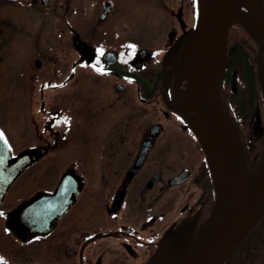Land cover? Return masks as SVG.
Segmentation results:
<instances>
[{
    "label": "flooded vegetation",
    "instance_id": "1",
    "mask_svg": "<svg viewBox=\"0 0 264 264\" xmlns=\"http://www.w3.org/2000/svg\"><path fill=\"white\" fill-rule=\"evenodd\" d=\"M193 1L152 0L153 10H164L172 16L178 34L171 36L166 47L149 50L148 61L140 64L137 53L147 50L132 51L129 46L135 44L133 37L142 30L143 19L136 7L124 12L121 0H0V60L9 57L6 67L18 71V82L12 85V90L21 96V102L12 105L23 112L25 145L22 150L13 148L9 137L12 138V133L2 124V118L0 132L12 156L26 149L41 152L17 176L0 201L3 264H157L166 259L194 224L191 240L204 212L200 204L204 191L201 185L204 157L196 161L191 171L192 158L202 156V152L187 121L174 107L169 69L176 64L189 35L186 20L191 15ZM257 2L264 19V0ZM239 14L252 22L245 12ZM40 15L47 18L41 21ZM35 24L38 28L45 24L56 29L58 44L69 49L59 59L51 55L44 57V62L39 59L44 67L36 73L38 81L30 86V39L35 32L31 27ZM13 30L17 33L16 39ZM237 30L245 39L241 45L249 50L245 56L234 48L235 54L231 52L230 60L259 63L255 66L257 78H263L262 46L251 31ZM10 31L12 34L7 33ZM36 33L33 54L39 55L40 37ZM24 44L28 47L26 52ZM100 49L104 52L102 56L98 55ZM20 57L22 61L18 62ZM150 61L174 63L167 71H144ZM98 68L103 72L97 71ZM160 72L166 76L161 99L156 102V98V103L150 104L157 88L148 89L142 84L143 79H139L144 76L156 79ZM224 78L225 64L222 83ZM3 79L5 84L9 82L8 78L0 77V81ZM110 80L113 81L112 99L108 86L103 85ZM13 81L14 78L10 85ZM128 84L135 86V98L140 106L156 110L155 120L147 126L135 118L137 113H131L130 117L134 118L127 119L126 112L121 111L127 105L123 92ZM182 84L183 89L179 88L177 95L179 103L186 87ZM228 85L230 90L234 86L233 94L245 92L243 70L238 65L228 76ZM151 90L153 95L149 97ZM159 104L162 112L158 110ZM116 106L121 112L113 114ZM259 117L262 127L264 115L259 113ZM165 121L177 133L172 139H163ZM149 137V149L141 165L128 178L143 141ZM175 148L180 150L178 156L184 157L182 163L176 164L170 158L176 155ZM168 172L171 175L165 177ZM24 174L25 187L31 188L19 197L13 187ZM94 176L97 180H93ZM178 176L184 177L183 181L171 184ZM181 188L185 192L180 201L182 205L171 213L172 194L174 197V192ZM55 193L58 207L43 203L44 213L39 216L8 220L9 213L20 203L38 195L49 199ZM174 218L177 222L170 223Z\"/></svg>",
    "mask_w": 264,
    "mask_h": 264
},
{
    "label": "water",
    "instance_id": "2",
    "mask_svg": "<svg viewBox=\"0 0 264 264\" xmlns=\"http://www.w3.org/2000/svg\"><path fill=\"white\" fill-rule=\"evenodd\" d=\"M234 2H238L248 11L252 22L235 12ZM232 24L242 25L251 31L264 51V19L256 0H253V4L249 6L238 0H197L195 29L187 37L179 58L172 67L171 95L173 104L177 112L187 121L201 149L212 185L214 203L208 221L197 239L191 244L188 243L194 226L191 224L176 242L166 259L157 264H222L246 238L264 211V204L262 205L264 200V158L258 175L254 178L255 180L260 177V185L252 203L253 213L247 217L246 190L251 183L247 184L246 162L242 145L232 126L234 167L230 174L225 169L222 139L224 112L220 104V90L225 63L227 31ZM194 35L198 40L204 66V76L201 80H198L194 75L186 49L189 40ZM149 57L150 52L148 51L137 53V61L140 64L146 63ZM182 82L186 84V87L182 101L179 103L177 95ZM261 90L264 98V82L261 85ZM251 131L253 138L262 133L257 109L254 112ZM150 138L143 141L138 157L127 173L128 178L141 165L149 149ZM40 155L39 150L26 149L12 156L7 144L4 143V140H0V201L17 176ZM183 179L184 177L178 176L170 183H180ZM153 181L154 179L150 182ZM56 199V193L49 199L38 195L28 202L20 203L9 213L8 220H14L17 216H39L44 213L45 206L58 207ZM43 203L45 206L41 205ZM60 213L62 212L57 214ZM30 223L33 224L34 219H31ZM200 237L202 238L198 245L190 251L191 246Z\"/></svg>",
    "mask_w": 264,
    "mask_h": 264
},
{
    "label": "rangeland",
    "instance_id": "3",
    "mask_svg": "<svg viewBox=\"0 0 264 264\" xmlns=\"http://www.w3.org/2000/svg\"><path fill=\"white\" fill-rule=\"evenodd\" d=\"M160 1H162V0H160ZM121 3H122V8L126 9V11H124V10H121V11L129 12L130 9H134V7H136L138 9H140L137 11L139 14H141V17L143 19L142 30L140 32H138L136 37H133V39H135V41H134L135 44L133 45L134 48L130 47V49L132 51L139 50V49H145L147 51L162 49V48L167 46L171 36H176L178 34V30L175 27V23H173L172 16L170 14H168L167 12H165L164 10H158V11H157V9H156V11L153 10L154 9L153 4H151L152 0H121ZM195 4H196V2L194 0L192 2L191 15L189 16V18H187L188 20H186V27H190V31L188 32V34L189 33L191 34V32H193V30L195 29L196 21H197V13H196L197 10H196ZM234 10L237 14H239L242 10H246V9L244 7H242V5H240L238 2H234ZM46 18H47L46 15H40L41 21H44ZM171 19H172V22H171ZM31 30L37 32L36 34L40 37L39 42H38L39 43L38 45H40V46L38 47V50H40V53H41L39 55L33 54V51H34L33 45L35 44L37 46L35 32H33L31 35V39H30V45L32 47L30 49L31 56H30V63H29V69H30L31 76H32L31 81H30V86H33L36 83V81H38V79L36 78V73H40L43 70L44 66H43L42 62H44V57L51 55L55 59H59V57L63 53L67 54L66 50H68L69 48H67V47L65 48V46H61L58 44L57 40H59L58 39L59 38V32L49 25L42 24L38 28L37 24H35L31 27ZM12 32H13V37L16 39L18 37L17 33L15 32V30H13ZM12 32L10 31L7 33L12 34ZM189 36L190 35H188L187 37H189ZM26 45L27 44L23 45L24 52L28 51V47ZM3 48L1 50H3ZM96 48L98 49V47H95V49ZM4 50H6V49L4 48ZM0 54H1V51H0ZM37 56H38V58H37ZM0 57H1V55H0ZM8 59H9V57L7 58L4 56L2 58V60H0V77L3 76L5 78H8L9 82L11 79L14 78V81H13V84H11V85L9 82L7 84H5L4 83L5 79L0 81V113L2 114L0 118H2V120H4V121H1L2 124L4 126H6L7 128H9L8 132L10 134L12 133V138H11V136H9V137H10V142H13V144H14L13 148L15 150L19 151V150H22V148L25 145L24 144L25 140L23 139L24 122L22 121L24 118H23V114H22L23 112L20 111L18 108H14V106L12 105V104L21 102V100H20L21 96L19 97L18 93L14 94V92L12 90V85L17 84V82H18V80H17V72L18 71L16 70L17 68H15L13 70L10 67L9 68L6 67L8 64ZM39 59H42V62H40ZM19 61H22V57H20L18 59V62ZM39 63H40V66L38 67ZM161 75H163V74L160 72L159 76L156 79L151 78V77L147 78V76L141 77L139 79V81L141 79H143V80H141V82L144 85V87H147L148 89L154 88V87L157 88L158 92L155 93V95H154L155 98H153V99L151 98L149 100L150 104L156 103L157 100L161 99L160 98L161 89H163L162 86L166 82V76L163 77ZM137 78H139V77L137 76ZM171 82H172V79H171ZM263 82H264V80L260 84V92H261L262 98H263V94H262V90H261V85ZM112 83H113V81L110 80L106 84H103L106 87L108 86L107 88H109V89H107V90L110 91L111 95L110 94L109 95L111 96V99L114 98L113 92H111V88H110L112 86ZM182 83H180L179 88L183 89ZM95 85L98 86L97 83ZM233 88H234V86L231 87V92H234ZM125 89H126V91H124L123 93L126 96V99H127L126 104L127 105L125 106V111L123 110L122 107H121V109H122L121 111L126 112L127 119H133L134 117L133 118H132V116L130 117L131 113H137L135 118H138V121H141L142 126H147L150 123H152L155 120L154 115L156 114V110L154 112V110L151 109V106L148 105L149 106V108H148L145 105L140 106L138 104L139 101H137L135 98L136 88L134 85L132 86V85L128 84L125 86ZM93 92H95V90ZM239 94H241V93L234 94V98L239 100L240 99L239 97H241L243 95V93L241 96H239ZM152 95H153V90H151L149 92V97H152ZM34 97H35V102H38V96L35 95ZM155 99H156V102H154ZM160 107H161V104H159V109H158L159 111H161ZM121 111H120V107L116 106L115 111L112 110V113L118 114ZM161 112H159V116H161ZM35 119H37V118L35 117ZM252 119H253V117H252ZM244 122H245L244 125L248 124L247 123L248 121H244ZM252 123L253 122L251 120V124L249 126L250 135H251ZM163 126H164V132L162 134V136L164 137L163 139H167V137H169V139H172V137L177 136L176 135L177 133L174 132V130L170 128L168 121H165L163 123ZM25 128H26V125H25ZM251 137H252V135H251ZM177 147L180 148L179 145ZM178 148H175L177 151L176 155L174 153L172 156H170V158L173 159L176 164L182 163L184 161V157L180 156L181 157L180 158L178 156V152L180 151ZM202 158H203V154H202V156L200 154H198V155H196V157L192 158V163L190 164V167H189L191 169V171L194 168L196 161L198 159L202 160ZM263 158H264V154H263L261 163H260L257 171L254 172V174L251 177L250 183H252L254 178L258 175V172H259V170L262 166V163H263ZM36 166L38 167L40 165H36ZM172 169H170L171 172H172ZM170 175H171L170 172H168L164 176L168 177ZM35 177H37V175ZM25 178H26V174L22 175L20 180L13 187V189L16 190V191L14 190L15 194L16 195L20 194L19 197H22L23 194H25L26 191L31 188V187L30 188L25 187L26 186L24 184ZM93 180H97V176H94ZM183 190H184V188H181V190L177 189L176 191H178V192H176V191L174 192L175 193L174 197L172 194V199H171V203H170L171 204V208H170L171 213L175 212V211L177 212L178 209L180 208V206L182 205L180 203V201L185 195V192H182ZM179 191H181V192H179ZM192 199H194V197L191 195V198H190L191 202H192ZM263 204H264V201H263L262 205ZM176 220H177V218L176 219L174 218V220L173 221L171 220L170 223H176L177 222ZM254 227L249 232L248 236L244 239V241L241 243L239 248L236 251H234L230 256H228V258L224 261L223 264H264V211L259 216ZM203 229H204V227L201 230H199L193 236L192 240H190V243L189 242L188 243L191 244L192 242H194L197 239V237L201 234Z\"/></svg>",
    "mask_w": 264,
    "mask_h": 264
},
{
    "label": "trees",
    "instance_id": "4",
    "mask_svg": "<svg viewBox=\"0 0 264 264\" xmlns=\"http://www.w3.org/2000/svg\"><path fill=\"white\" fill-rule=\"evenodd\" d=\"M242 11L245 12L247 16H249L246 10ZM237 28L239 30H243L245 32L247 31L248 33H250L247 28L239 24H232L228 29L226 40L227 53L225 54V78L224 82L221 85L220 102L222 110L227 117V120L236 129L237 134L239 135L246 162L247 184H249L251 177L254 172L257 171L264 154V119L262 126L263 131L261 134H259L256 138H253L251 137L249 132V126L251 124L255 108H258L259 113L264 115L263 98L260 92L259 85L260 81L262 82L264 80V77H261L260 79L257 78L255 66L259 63H254L251 60L240 62H236L233 59L230 60L229 55L231 54V52L235 54V52H233L234 48H236L237 51H241V55L245 56H247V51L249 50V48H247L246 46L241 45V43L244 42L245 39L242 37L241 33H238ZM249 38L251 39L250 36ZM253 39L254 43L257 45V41L255 40V38ZM173 63L174 62L171 63L169 61L165 64L163 62L155 64L153 61H150V63L145 66L144 71H167V68H169ZM261 64L264 65V63ZM237 65L243 70V82L245 84V92L243 93V95L242 93L239 94V96L242 95L241 97H239V100L234 98V94L231 92L228 85V76L231 74L232 71H234V68ZM169 70L172 71V68ZM244 121H248V124L244 125ZM201 185L204 191L203 198L201 199L200 204L202 205V207H204V212L201 216L197 230L195 231L194 235L199 230H201L207 223L214 203L212 185L204 161H202Z\"/></svg>",
    "mask_w": 264,
    "mask_h": 264
},
{
    "label": "bare ground",
    "instance_id": "5",
    "mask_svg": "<svg viewBox=\"0 0 264 264\" xmlns=\"http://www.w3.org/2000/svg\"><path fill=\"white\" fill-rule=\"evenodd\" d=\"M231 1V0H230ZM243 4L249 6L253 4V0H238ZM187 52L190 57V63L195 77L201 80L204 76V66L202 56L200 53L198 40L194 35L187 44ZM231 124L227 120L226 116L222 118V139H223V153L225 160V169L230 174L234 167V141L232 137ZM233 127V126H232ZM260 185V177H257L246 190V215L249 217L253 213L252 203L257 189ZM202 237H200L189 249L190 251L198 245Z\"/></svg>",
    "mask_w": 264,
    "mask_h": 264
},
{
    "label": "snow or ice",
    "instance_id": "6",
    "mask_svg": "<svg viewBox=\"0 0 264 264\" xmlns=\"http://www.w3.org/2000/svg\"><path fill=\"white\" fill-rule=\"evenodd\" d=\"M129 47H133L134 48V46H129ZM103 54H104L103 49H100L98 51V55L102 56ZM94 67H95V65H94ZM97 71H100L101 73L103 72V70L99 69V68L97 69ZM66 122H67V120H66ZM0 140H4L5 144L7 143V141L4 139V134L2 132H0ZM0 215H3V213H0ZM0 264H3L2 258H0Z\"/></svg>",
    "mask_w": 264,
    "mask_h": 264
}]
</instances>
